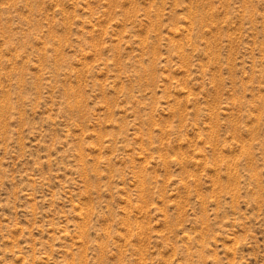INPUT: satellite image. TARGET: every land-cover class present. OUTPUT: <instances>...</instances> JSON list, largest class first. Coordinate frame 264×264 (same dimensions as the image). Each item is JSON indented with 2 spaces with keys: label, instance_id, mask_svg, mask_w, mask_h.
<instances>
[{
  "label": "rangeland",
  "instance_id": "1",
  "mask_svg": "<svg viewBox=\"0 0 264 264\" xmlns=\"http://www.w3.org/2000/svg\"><path fill=\"white\" fill-rule=\"evenodd\" d=\"M0 264H264V0H0Z\"/></svg>",
  "mask_w": 264,
  "mask_h": 264
}]
</instances>
